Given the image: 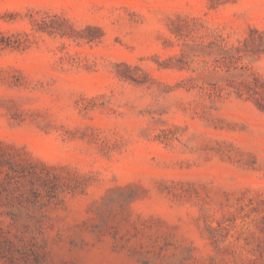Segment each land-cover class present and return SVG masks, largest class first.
<instances>
[{
    "label": "rangeland",
    "instance_id": "1",
    "mask_svg": "<svg viewBox=\"0 0 264 264\" xmlns=\"http://www.w3.org/2000/svg\"><path fill=\"white\" fill-rule=\"evenodd\" d=\"M0 264H264V0H0Z\"/></svg>",
    "mask_w": 264,
    "mask_h": 264
},
{
    "label": "trees",
    "instance_id": "2",
    "mask_svg": "<svg viewBox=\"0 0 264 264\" xmlns=\"http://www.w3.org/2000/svg\"><path fill=\"white\" fill-rule=\"evenodd\" d=\"M7 177H8V178H13V177H15V176H14V174H11L10 172H8V173H7Z\"/></svg>",
    "mask_w": 264,
    "mask_h": 264
}]
</instances>
